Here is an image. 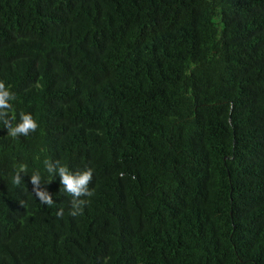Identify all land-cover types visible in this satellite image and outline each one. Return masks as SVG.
Instances as JSON below:
<instances>
[{
    "label": "trees",
    "instance_id": "obj_1",
    "mask_svg": "<svg viewBox=\"0 0 264 264\" xmlns=\"http://www.w3.org/2000/svg\"><path fill=\"white\" fill-rule=\"evenodd\" d=\"M0 81V264H264V0H0Z\"/></svg>",
    "mask_w": 264,
    "mask_h": 264
},
{
    "label": "clouds",
    "instance_id": "obj_2",
    "mask_svg": "<svg viewBox=\"0 0 264 264\" xmlns=\"http://www.w3.org/2000/svg\"><path fill=\"white\" fill-rule=\"evenodd\" d=\"M15 93L3 82L0 81V123L7 130V136L16 138L18 136H28L37 128V121L31 112L19 110L13 106ZM27 174L26 166L18 164L14 167L10 176V182L14 186H20L23 176ZM46 174V175H44ZM59 177L60 185L63 191L71 197V215H77L87 203V197H91L93 192L89 187L93 178V170L91 168H83L79 170H70L67 165L59 160L45 159L43 161V173L40 170H33L29 175L30 182L33 186L32 192L41 204L51 206L54 201L52 195L47 190H42L39 185L47 184ZM60 215V212L57 213Z\"/></svg>",
    "mask_w": 264,
    "mask_h": 264
}]
</instances>
